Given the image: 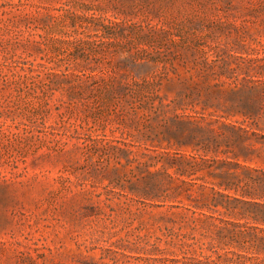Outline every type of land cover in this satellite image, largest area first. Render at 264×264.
I'll use <instances>...</instances> for the list:
<instances>
[{"label":"rangeland","instance_id":"obj_1","mask_svg":"<svg viewBox=\"0 0 264 264\" xmlns=\"http://www.w3.org/2000/svg\"><path fill=\"white\" fill-rule=\"evenodd\" d=\"M205 45L210 58L264 56V0H0V264H249L237 254L257 256L225 247L227 233L215 227L223 224L180 208L186 198L146 204L132 192L162 166L149 149L174 114L167 82L161 109L159 101L106 103L96 85L113 75L190 77ZM171 185L193 198L210 193Z\"/></svg>","mask_w":264,"mask_h":264},{"label":"trees","instance_id":"obj_2","mask_svg":"<svg viewBox=\"0 0 264 264\" xmlns=\"http://www.w3.org/2000/svg\"><path fill=\"white\" fill-rule=\"evenodd\" d=\"M76 42L85 44L86 39ZM205 47L202 56L192 61L196 73L190 77L174 72V76L154 75L123 82L113 75L96 85L105 94L106 103L124 107L131 99L143 107L159 101L161 109L164 98L159 94L160 87L164 80L167 82L170 93L176 94L174 114L165 120V132L151 138L153 149H149L155 153L150 160L162 166L149 172L145 183L131 188L132 192L146 204L186 198L191 204L180 208L193 217L220 221L224 227H215L227 233L224 246L255 251L252 254L257 256L253 257L235 254L249 264H260L264 262V239L254 242L251 237L252 232L264 234V56L210 58ZM193 79H198L202 87L197 82L189 83ZM178 110L193 111L201 122L191 123L188 120L197 116L182 115ZM182 148H191L192 152H183ZM176 180L210 193L193 198L189 187L171 185Z\"/></svg>","mask_w":264,"mask_h":264}]
</instances>
